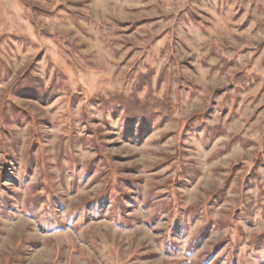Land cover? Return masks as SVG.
Listing matches in <instances>:
<instances>
[{
  "label": "rangeland",
  "instance_id": "obj_1",
  "mask_svg": "<svg viewBox=\"0 0 264 264\" xmlns=\"http://www.w3.org/2000/svg\"><path fill=\"white\" fill-rule=\"evenodd\" d=\"M0 264H264V0H0Z\"/></svg>",
  "mask_w": 264,
  "mask_h": 264
}]
</instances>
